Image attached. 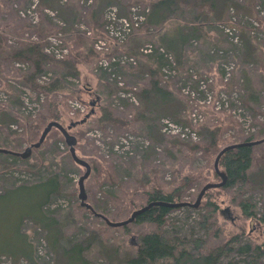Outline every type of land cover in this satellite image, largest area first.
I'll use <instances>...</instances> for the list:
<instances>
[{
  "label": "rangeland",
  "instance_id": "rangeland-1",
  "mask_svg": "<svg viewBox=\"0 0 264 264\" xmlns=\"http://www.w3.org/2000/svg\"><path fill=\"white\" fill-rule=\"evenodd\" d=\"M39 1L33 8L34 0H26L23 4L0 0V58L5 51L4 45L15 47L20 38L37 41L34 33L18 30L22 20L32 27L37 24ZM48 1L58 12L51 7L43 8V12L51 17V25L59 29L46 36L47 42L64 45V32L79 29L92 39L85 41V47L81 48L87 49L85 53L89 54L85 62L76 65L75 74L44 63V72L38 73L34 81L43 85L57 76L63 85L50 94L21 81L24 76L21 80L14 79L16 69H30L27 61L10 60L9 64H3L0 68V103L6 104L0 108V142L7 146L18 144L20 151L28 146L21 141L28 123L36 124L52 99L59 107L57 121L65 127L81 120L93 107V114L84 123L72 126L69 132L76 137L77 156L90 166V174L84 181L86 202L96 206L97 211L111 221L126 219L133 210L145 205V193L154 185L169 191L186 175H193L195 182L185 190L182 200L193 202L203 185L220 182L213 166L220 149L251 135H256L254 140L264 138V20L262 24L260 21L264 12L258 13L256 4L252 8L254 0H214L213 12L201 16L199 21L193 19L195 10L189 9L185 18L178 12V18H169L157 28L143 18L151 0H79L80 7L75 0ZM94 1L92 12L86 16L93 22H103L97 32L92 31L81 17V7L87 9ZM28 8L31 9L26 12ZM123 17L131 18V21L127 20L130 23L128 31L123 26ZM251 20L257 25L251 24ZM164 33L168 38L178 33L191 34L179 60L168 57L167 53L169 60H163L165 55L160 51L163 46L159 38ZM64 47L63 54H66L68 47ZM54 59L58 58L54 56ZM54 59L52 61H56ZM217 70L219 73L226 71V74L220 73L221 81L215 77ZM154 71L157 72L154 79L168 91V100L163 101L146 90ZM45 73L48 78L40 82ZM221 83L226 87H221ZM205 91L214 99L221 92L227 95L235 92L242 115L218 111L203 100ZM25 102L38 105L32 112H27L30 109L25 108ZM193 109L203 115L197 125L198 141L182 140L161 131L162 117L187 123ZM107 113L117 122L105 121L103 118ZM43 125L37 131L39 136ZM216 127L220 130L215 137L210 131ZM95 131L99 132L100 140L108 141L110 146L125 139L126 148L118 154L109 151L106 155L89 134ZM81 132L83 134L79 136ZM213 140L218 146L206 152V143H213ZM193 145L199 147L192 149ZM127 151H131V155L125 153ZM263 154L264 142L256 144L246 182L232 188L207 190V195L216 204L215 210L204 207L205 197L200 207L171 210L162 226L168 237L177 238V242L186 243L189 248L195 238L206 241L207 247H211L235 237L238 241L231 242L235 250L223 255L220 264H247V255L239 252V245L264 242V224L257 218L264 212ZM3 161L0 156L1 194L9 187L21 183L31 185L51 174L57 175L56 194L51 195L43 208L56 221V228H51V233L57 237L55 247L48 243V230L30 216L22 217L19 224L32 246L29 257L32 264H128V258L139 246L141 234L156 229L151 223L135 221L123 225L126 227L109 226L81 206L77 181L85 168L73 161L69 147L55 127L32 152L28 162L9 161L5 168ZM22 167L25 170L19 169ZM19 170L26 172L28 177L20 175ZM219 170L224 171L220 166ZM25 195L11 192L0 201V264H30L23 256H12L17 258L12 259L9 254L21 250L16 223L30 208ZM240 199L252 204L255 216L248 218L242 212ZM76 248L80 251L78 259L72 252ZM177 264L190 263L182 259Z\"/></svg>",
  "mask_w": 264,
  "mask_h": 264
},
{
  "label": "trees",
  "instance_id": "trees-1",
  "mask_svg": "<svg viewBox=\"0 0 264 264\" xmlns=\"http://www.w3.org/2000/svg\"><path fill=\"white\" fill-rule=\"evenodd\" d=\"M16 1L18 3L23 4V2H26V0H8ZM72 2L73 0H66L65 2ZM78 4L79 0H75ZM258 3V4H257ZM64 4V3H63ZM95 4V1L93 4H91L87 9L82 8L83 11H81V17L82 19L85 18V24L89 26V28L92 31H98L101 30L103 26V22L101 20L93 22L92 19L89 20L87 18V13H91L92 11L90 9H93V6ZM149 4V3H148ZM256 4V6H255ZM214 0H151L149 4V11L144 13L143 17L144 20H146V23L149 25L154 26L155 28L160 27L166 20L169 18H178V12L182 13V18H185V12L189 9L195 10V17L193 19H197L199 21V18H202L201 16L210 15L214 10ZM79 6V4H78ZM255 10L264 12V0H254L252 4V8ZM49 8L51 7L52 10L55 11V13L58 12V9L51 4L48 0H40L38 4V11H39V21L35 26H29L25 25V20H22L21 28L18 31L22 30H28L32 33H34L37 36V41H30L28 38H20L18 39V43L15 47H7V45H4L5 48L2 47L5 51L2 53V57L0 58V68L3 66V64L6 65L9 64L10 60H25L30 64V69L27 71H22L21 69H16V75L17 77H14V79H22L23 76L25 77L23 81L26 84H29L30 87L37 91L43 90L47 94H50L51 92L57 91L60 87H63V85L60 84L59 77H53L50 82H47L45 84H38L34 81L35 76L40 73L44 72L43 67L45 66L44 63L48 62L51 67L57 68V70H69L70 72L74 71V74L77 72L76 65L78 63H82L86 61V55L89 53L86 50H81V48L85 47L84 42L88 39L91 41L92 39L86 34L79 30L74 29L72 32H64V45H59L58 48H66L64 46H67V53L63 55L62 58L54 59V55L52 53H48L44 51V47L48 45L46 36L49 34H53L58 31L59 27H54L52 24V19L50 16L45 15L43 12V8ZM80 7V6H79ZM49 8V9H51ZM254 12V10H253ZM55 13L53 16H55ZM86 13V14H85ZM80 14V12H79ZM85 14V15H84ZM12 16V15H10ZM52 16V17H53ZM11 18V17H10ZM20 19V18H19ZM183 20V19H182ZM264 18H260L261 24ZM186 22V20L184 19ZM16 31V30H15ZM98 35V34H96ZM21 36V35H20ZM50 36V35H49ZM164 35L161 37V47L164 50V53L170 55L171 57L178 59L180 58L179 51H182V48L188 40L189 37H191V34L189 35H178L172 36L168 38V36L164 37ZM95 38V36H94ZM164 38V39H163ZM251 38V37H249ZM159 43V44H160ZM1 49V48H0ZM90 52L92 53L91 45H89ZM85 53V54H84ZM1 54V52H0ZM174 56H172V55ZM4 55V56H3ZM56 61H52V60ZM163 60L168 61L169 58L167 56L163 57ZM177 60V61H178ZM7 61V62H4ZM255 61V60H254ZM258 64V63H256ZM255 64V65H256ZM217 65V63H216ZM253 64V66L255 67ZM164 66V65H163ZM22 68V67H21ZM48 68V67H47ZM1 70V69H0ZM153 70V69H151ZM59 75H60V71ZM25 73V75H24ZM157 72H151L152 75H150V87L148 90L150 93H152L155 96H158L159 98H164V93H167L168 91L166 89H163L159 85V80L154 79V74ZM221 73V72H220ZM218 70L215 72V77L217 80L221 81V73L220 74ZM48 73H45L47 75ZM153 77V79H152ZM3 77L2 79H4ZM216 80V83H217ZM5 84V83H4ZM221 87H226L225 84L221 83ZM8 83L5 84L7 86ZM144 90V91H146ZM143 91V92H144ZM6 104V103H5ZM5 104L0 103V108L4 107ZM59 107L57 108V103L55 101L50 100L48 102V105L45 109L44 114H40L38 116V120L36 121V124H30L28 123V130L24 133V136L21 138V141L26 142L27 144H31L32 142H35L38 140L39 133L37 134V131L40 130L41 125L45 123V125L49 121H57L58 115H59ZM111 113V111L109 110ZM222 113L226 112L221 111ZM220 112V113H221ZM110 113H107L106 116H104V120L108 123L114 124L117 121L110 115ZM178 122V121H177ZM188 122V121H187ZM186 124L185 122H183ZM45 125H43L45 127ZM43 127V128H44ZM39 128V129H38ZM198 128L196 127L195 130ZM220 130V127H216L213 130H211V134H215V137L218 134V131ZM215 131V132H213ZM260 131V130H259ZM49 133V132H48ZM33 134V135H32ZM83 133H79V136H81ZM256 135H251L248 137H245L241 141H237V143L240 142H249L256 139ZM178 141V140H175ZM179 142V141H178ZM206 143V152L211 147H214L215 145L218 146V143ZM18 144H14L12 146H7V144H4L3 141L0 142V148H6L15 152H19ZM27 146V145H26ZM95 149V146H93ZM198 145H193L192 149L198 148ZM255 145H242L238 146L236 148L229 149L225 151L219 158L218 161V168L219 166L223 168V172L226 175L225 183L220 186L221 188H232L236 184L244 183L248 180L247 177V170L251 167L253 162V148ZM37 150V148H32L30 156L27 158H20L17 155L10 154V153H0V156L3 157V162L5 163L3 166L6 168L8 166L9 161H15L19 160L23 163L28 162V159L32 156V152ZM68 152V151H67ZM70 154V153H69ZM264 159V154H263ZM39 162V161H38ZM14 166V165H13ZM108 167H110L108 165ZM17 168V167H15ZM27 168V167H26ZM25 170V168H19ZM15 170V169H13ZM23 170H19L18 173L20 175H23L25 178L28 177V174L24 172ZM25 173V174H24ZM57 175L56 173L51 174L50 177H47L41 181H37L36 183H33L31 185H25L20 184L16 185L14 187H9L0 193V201L3 200L4 196L10 195V193H25L26 195L24 198L26 201H30L28 205H30V208H28V211L24 214H21V216L17 219L16 223V231L19 235V241L21 250L9 253L12 259V256H23L24 260L32 264L31 259L29 258L31 253L33 252L32 246L29 243L28 236L25 233L21 232V229L19 227V224H21L22 217H28L30 216L32 219H34L36 222H38L42 228L48 230V236L47 240L50 246L55 247V244H57V237L56 235L51 233V228H56L55 226V220L53 217L48 214V212H45L43 208L45 207V204L49 202L51 195H55L58 183H57ZM24 182V181H23ZM195 182V178L193 175H186L184 177H181L177 184H175L169 191H164L161 187L153 186L152 189H150L148 192L145 193L146 201H169V202H180L183 201L182 197L185 194V190L192 186ZM3 186V185H2ZM217 187V188H220ZM1 188V187H0ZM207 190L204 192L203 197H205V203L204 207L206 209L215 210L216 204L215 202L209 198L207 195ZM208 197V198H207ZM35 202V203H34ZM202 199L198 205V207L201 206ZM239 206L242 209V212L248 217H253L256 214L253 211V206L251 203H249L246 200H239ZM83 208H86L85 206L81 205ZM94 212L98 214H103L99 211H97V207L92 206ZM184 208H188L185 206ZM172 207H167L163 205H153L150 206L148 209L141 212L137 217L135 218V222H148L153 225H155V230H150L148 232H144L140 236V243L138 248L136 249V252L133 256L129 257L127 260L128 264H177L178 261L185 259L186 262H189L190 264H220L221 257L230 251L235 250V248L231 245V242L238 241L235 237H231L224 240L219 241L217 244H214L211 247H207V242L202 241L198 238L192 239L191 242L193 243L192 247H187L186 243L183 242H177V238H169L166 232L162 229L163 224L165 223V217L166 215L173 210ZM91 212V211H90ZM92 213V212H91ZM96 218H101L98 215L93 214ZM104 215V214H103ZM258 220L261 221L264 224V212L259 215ZM102 219V218H101ZM103 220V219H102ZM104 221V220H103ZM105 222V221H104ZM203 222H201L202 224ZM39 225V226H40ZM126 227V226H122ZM2 227L0 226V229ZM263 234H264V225H263ZM31 248V249H30ZM79 248L73 249V253L77 259L79 258ZM239 252L247 255L246 256V263L247 264H264V242L262 243H246L243 245H239L238 247ZM2 253V252H0Z\"/></svg>",
  "mask_w": 264,
  "mask_h": 264
},
{
  "label": "water",
  "instance_id": "water-1",
  "mask_svg": "<svg viewBox=\"0 0 264 264\" xmlns=\"http://www.w3.org/2000/svg\"><path fill=\"white\" fill-rule=\"evenodd\" d=\"M92 112H93V109H91L90 112L87 113L81 120L72 122L69 125H67V127L63 126L58 121H49L45 125V127L43 128L38 140L31 143L30 145H28L23 151L15 152V151H12V150H9L6 148H0V153H10V154L17 155L21 158H27L31 154L32 148H37L41 145V143L45 139L49 130L52 127L57 128L60 131V133L62 134L65 144L69 147V153H70L73 161L75 163H77L78 165L83 166L85 168L84 173L78 178V181H77L78 189H79L78 197L80 199V204L85 206L86 208H88L95 215H98L99 217H101L105 221V223L109 226H123L125 224H128V223L134 221L135 218L137 217V215H139L141 212H143L144 210L148 209L150 206H153V205H163V206L172 207V208H177V207H182V206L197 207L206 190H208L209 188L220 187L225 183L226 175L224 172H221L218 169L219 158L225 151L232 149V148H236L238 146H242V145H250L251 146V145H255V144H259L261 142H264V138H261V139H257V140H253V141H249V142H240V143H234V144L226 145L222 149H220L218 151V153L214 159V163H213L214 171L221 178L220 182H218V183L209 182V183H206L205 185H203V187L200 189L199 193L197 194V196L193 202H187V201H180V202L150 201V202H147L145 205L133 210L126 219H123L120 221H111L106 216L94 212L92 206L88 202H86L84 180L90 174V166L86 160L77 156L76 151H75V144H76L77 140H76V137L69 132V130L71 129L72 126H75L77 123L85 122L86 119L89 117V115Z\"/></svg>",
  "mask_w": 264,
  "mask_h": 264
},
{
  "label": "built area",
  "instance_id": "built-area-1",
  "mask_svg": "<svg viewBox=\"0 0 264 264\" xmlns=\"http://www.w3.org/2000/svg\"><path fill=\"white\" fill-rule=\"evenodd\" d=\"M37 2V0H34V4L32 5L33 8L35 7V3ZM31 6V7H32ZM31 8H28L26 10V12H28ZM34 12V10L32 11ZM260 13H263V10L260 11ZM117 16V15H116ZM113 18H115V13L113 14ZM144 18V17H143ZM130 20L131 18L128 19L126 17H123V26H126V30H129V26L130 23L127 21ZM251 24L253 25H257V22L254 20H251ZM59 46H57V43L52 42L50 43V41L48 42V45L46 47H44V51L48 52V53H52L55 57L57 58H62L63 57V52L65 51V48H58ZM161 52H164V50H160ZM164 55L166 56V54L164 53ZM168 57H171L170 55H168ZM22 65V64H20ZM23 66V65H22ZM25 68V67H22ZM226 74V71L225 73ZM229 75V72H228ZM225 76V75H224ZM48 76L47 75H43L39 81L42 82L43 80L47 79ZM39 99V97H38ZM40 100V99H39ZM206 103H210L211 105H213V107H215V109L217 110H221L224 109L230 113H233L234 115L236 114L237 116H241L242 115V107H241V103L240 100L238 99L237 95L235 92H232L230 95H227L225 92H221L219 93V95L217 96V98H213L211 93L206 92L205 91V97L203 99ZM35 105H29L27 102H25V108L29 111L27 112H32L35 108ZM36 112V111H35ZM34 112V113H35ZM190 119H191V125H182L180 123L174 122L169 118H162L161 119V131L165 134H169V135H174L179 137L180 139L183 140H191V141H196L198 139V134L196 131H194L193 129V125L198 124L199 122H201L203 120V115L200 111H198L197 109H193L192 112H190L189 114ZM246 118H248L247 114H246ZM91 136L94 137L96 143L99 144L100 148L102 151L106 152V155H108L107 153L109 151H112L114 153H120V151H123L122 149L126 148V140L122 139L121 141H119L118 143H114L113 145H109L108 141H102L99 138V132L95 131V133H89ZM125 153H129L131 155V151H127Z\"/></svg>",
  "mask_w": 264,
  "mask_h": 264
},
{
  "label": "crops",
  "instance_id": "crops-1",
  "mask_svg": "<svg viewBox=\"0 0 264 264\" xmlns=\"http://www.w3.org/2000/svg\"><path fill=\"white\" fill-rule=\"evenodd\" d=\"M163 35H164V34H163ZM163 35H162V36H163ZM162 36H161V37H162ZM161 37L159 38L160 41H161V39H162ZM164 37H165V36H164ZM163 39H164V38H163ZM180 52H181V51H179V55H178V56H180ZM160 99L163 100V101H165L166 99L168 100V92H167V93H164V98H160Z\"/></svg>",
  "mask_w": 264,
  "mask_h": 264
},
{
  "label": "bare ground",
  "instance_id": "bare-ground-1",
  "mask_svg": "<svg viewBox=\"0 0 264 264\" xmlns=\"http://www.w3.org/2000/svg\"><path fill=\"white\" fill-rule=\"evenodd\" d=\"M194 131H196L195 129H194ZM24 181V180H23ZM36 235V234H35Z\"/></svg>",
  "mask_w": 264,
  "mask_h": 264
}]
</instances>
